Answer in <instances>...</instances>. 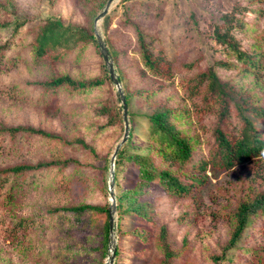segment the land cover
<instances>
[{
    "label": "rangeland",
    "instance_id": "rangeland-1",
    "mask_svg": "<svg viewBox=\"0 0 264 264\" xmlns=\"http://www.w3.org/2000/svg\"><path fill=\"white\" fill-rule=\"evenodd\" d=\"M106 1L0 0V44H5L0 50V128L25 125L60 136L49 139L0 132V169L46 160H73L62 168L0 175V264H106L108 260L103 253V214L87 213L78 219L66 211L50 209L110 201L106 188L110 158L122 138L124 123L123 127L120 121L101 129L107 118L97 109L110 103L122 113L117 88L107 79L103 57L92 40L70 37L64 43L61 39L62 45L52 46L49 42L43 56L35 53L36 39L46 23L61 21L65 26L94 30V18ZM243 6L248 11L240 17L264 30V0H114L106 14L107 29L106 15L97 22L109 47L117 52L115 67L122 76V88L162 85L164 91L155 102H162L173 92L175 102H170L188 108L187 119L197 139L194 161L207 158L214 144L216 117L213 113L197 114L194 105L201 107L200 97H185L182 81L214 64V28L222 22L224 13ZM256 6L255 13L252 9ZM129 19L140 23L151 35L155 54L170 71L166 72L167 79L153 76L144 68ZM238 37L244 40L243 48H248L251 36ZM64 73L80 79L102 78L105 82L86 90L45 87V81ZM229 73L219 71L223 78L233 79ZM250 85L249 80L243 84L244 88ZM127 105L133 128L131 146H136L127 152L140 153L142 147L147 154L144 148L150 140L141 115L149 112V105L136 97ZM80 139L93 146L96 154L84 148ZM258 166L249 161L228 170H198L197 165L187 168L201 180L192 185L189 195H171L156 185L153 195L146 197L154 202L155 223L151 227L116 213L119 254L113 264H159L163 257L162 243L157 238L161 226L166 227L167 242L178 253L172 264H254L252 248L264 246L262 217L252 220L235 248L224 253L223 246L233 225L228 213L249 190L264 188ZM116 171L115 193L136 185L138 171L130 162L117 165ZM180 178L194 183L193 177L181 174ZM222 253V258L214 260Z\"/></svg>",
    "mask_w": 264,
    "mask_h": 264
},
{
    "label": "trees",
    "instance_id": "trees-1",
    "mask_svg": "<svg viewBox=\"0 0 264 264\" xmlns=\"http://www.w3.org/2000/svg\"><path fill=\"white\" fill-rule=\"evenodd\" d=\"M103 5L104 2L101 7ZM247 11V6H243L234 8L231 12L222 15V22L217 24L213 31L214 64L200 70L193 76L186 77L182 81L185 97L189 99H193L198 95L200 97L201 107L198 108L197 105H194L197 114L201 116L213 113L216 117L212 130L214 144L209 149L206 159L200 157L195 161L193 160L197 139L195 134H192V128L187 119L189 110L183 104L170 102L174 100L172 99L174 98L173 92L162 102H155L156 96L164 91L162 85L157 88L137 90H131L127 85V88L123 86L126 104L130 103L131 98L136 97L149 105V112L142 114L141 118L146 120L150 140L144 150L147 151V154H150H144L142 147L140 153L131 154L127 152L129 148L136 147L131 146L133 128L130 125L129 136L118 150L114 161L115 177L117 176V165L126 162H130L135 166L138 172L134 187L127 188L119 194L115 193L116 213L120 216L133 217L135 221H141L146 226L151 227L152 223H155L153 216L155 213L154 202L146 200V197L152 196L155 188L159 185L171 195H189L192 193V185L201 182L187 169L196 165L198 170H204L206 167L228 170L237 164L255 161L259 165L258 168H260L257 171L258 176L264 185V30H258L254 22L244 21L240 17ZM252 11L256 13L258 11L257 6ZM128 21L136 32L138 54L144 68L153 76H161L167 79L168 74L166 72L170 71H166L161 64V58L155 54L151 35L137 21L133 19ZM108 23L109 15H106L104 19L105 29H107ZM238 34L251 36V39L247 40L249 42L248 48H243L244 40L239 38ZM70 37L73 39L77 37V39H80L79 41H94L100 53L94 30L89 31L83 27L65 26L61 21H50L41 28V32L36 39L35 53L38 56H43L49 42L52 46H58L62 45L63 41L68 43ZM103 38L117 73L118 68L115 67L117 52L110 48L106 34ZM61 39L63 41H60ZM4 47L5 44H0V50ZM104 68L107 72V79L112 82L106 65H104ZM220 70H224V73L230 72L229 74H232L234 78H223V74H219ZM117 75L119 81H122L121 74L118 72ZM247 80L251 82V85L249 88H244L243 84ZM104 82L105 80L102 78L80 79L64 73L51 77L44 84L45 87L52 89L67 86L74 90H86L99 87ZM117 98L122 113L110 103L97 109L99 115H105L107 118L106 122L101 124V129H106L112 124L117 125L120 121L121 127H123V106L118 92ZM197 114L195 113V116ZM5 131L12 135L29 133L49 139H60V136L53 132L32 126L17 125L0 128V132ZM78 142L84 148L96 154V149L87 144L85 140L80 139ZM72 161V159H56L40 161L36 164H17L0 169V175H18L32 170L62 168L68 166ZM181 174L186 177H193L194 183H186L180 178ZM106 188L108 192V187ZM109 204L110 201L103 205L80 202L55 207L50 211L63 210L78 219L87 213L103 214L102 228L104 230L103 245L105 249L103 253L108 255ZM228 217L233 225L229 232V238L223 246L224 253L236 247L255 217L263 218L262 229L264 230V188L249 190L237 206L228 213ZM136 233V231L133 232V234ZM139 237L143 240L142 233ZM157 238L162 243L160 247L163 251V257L159 264H172L173 258L178 253H175L167 242L168 232L165 226H161ZM224 253L215 256L214 260L217 261L222 258ZM251 253L253 254L252 261L254 264H264V246H261L259 250L253 247ZM258 253L260 254L258 255ZM118 254L119 246L117 244L115 257Z\"/></svg>",
    "mask_w": 264,
    "mask_h": 264
},
{
    "label": "water",
    "instance_id": "water-1",
    "mask_svg": "<svg viewBox=\"0 0 264 264\" xmlns=\"http://www.w3.org/2000/svg\"><path fill=\"white\" fill-rule=\"evenodd\" d=\"M114 0H107L104 8L95 16L94 18V35L97 40V44L100 50V53L105 62L106 68L109 72V76L113 82V84L117 88V92L119 94L120 101L123 106V121H124V131L121 140L116 144L115 149L110 158V166H109V177H108V190H109V200L110 204L108 207V222H109V233H108V260L106 264H113L115 259V253L117 248L116 242V233H115V216H116V198H115V170H114V161L117 155L118 150L121 145L127 140L129 136V120H128V111L127 104L125 100V95L121 86V83L118 79V75L114 68L113 60L110 56L108 47L105 43V40L98 29L97 22L108 12V9L111 3Z\"/></svg>",
    "mask_w": 264,
    "mask_h": 264
}]
</instances>
